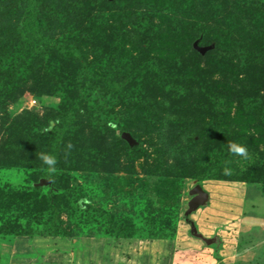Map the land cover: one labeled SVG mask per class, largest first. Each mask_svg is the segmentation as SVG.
Returning <instances> with one entry per match:
<instances>
[{
	"label": "rangeland",
	"instance_id": "rangeland-1",
	"mask_svg": "<svg viewBox=\"0 0 264 264\" xmlns=\"http://www.w3.org/2000/svg\"><path fill=\"white\" fill-rule=\"evenodd\" d=\"M22 5L0 0V264H264V0H38L43 32L81 50L102 80L119 87L151 63L191 78L140 76L120 90L36 56ZM67 125L75 161L115 159L107 171H58L67 191L33 182L47 166L25 158L42 144L65 161L48 144ZM230 142L246 144L248 159ZM13 153L18 163H4ZM214 170L217 180H199ZM34 188L41 193L23 198ZM50 194L63 226L81 223L75 204L99 216L76 236H46L49 211L36 204ZM124 218L134 237H109Z\"/></svg>",
	"mask_w": 264,
	"mask_h": 264
},
{
	"label": "trees",
	"instance_id": "trees-1",
	"mask_svg": "<svg viewBox=\"0 0 264 264\" xmlns=\"http://www.w3.org/2000/svg\"><path fill=\"white\" fill-rule=\"evenodd\" d=\"M23 4V5H22ZM21 5L24 6L25 9V31L29 35V39L32 41V45L37 48L38 52L36 56L43 57V55H48L50 58H57L60 59L62 62H67L65 65L71 64L72 66H75L77 69V72L79 75L83 77V82L88 83L93 80L95 82L101 80V83L104 84L107 88L112 89V90H120L123 87H126L130 85L135 79H137L140 76H155L157 80H159L161 83L165 84L168 81L171 84H180V83H189L191 78L185 76V75H172V74H167L163 72L162 68L155 64L151 63L148 64L142 68H137L131 73V75L123 79L122 82L119 84V87L117 86V83L114 80H111L109 78H106L105 80H102L99 76H96L95 73L90 70L89 65L86 63L85 56L82 54V51L74 48V47H66L63 46L55 41H53L51 38H49L43 30L39 26V21H38V0H21ZM26 48V47H25ZM23 74L18 75L16 79L20 78ZM60 79V78H59ZM15 80V79H14ZM91 80V81H90ZM6 88L10 89L12 92L13 90L16 89L15 85L11 82L12 80H8ZM55 81V80H54ZM167 82V83H168ZM60 87L61 88H66L67 86L64 84L65 80L60 79ZM11 96V94H8ZM67 105V106H66ZM70 103H64V106L71 107ZM74 106V105H73ZM80 105H76L75 108H79ZM214 108H216L215 104L213 105ZM72 108V107H71ZM60 121L65 122L66 118H61ZM57 122H55L56 124ZM35 124V123H34ZM57 127V126H56ZM66 129L63 131V128L59 130L60 133L54 132V136L52 137V140H50V143L48 144V149L50 150L49 152H58L59 156H66L65 161L63 159H57V172L59 171H69L71 168L72 170L76 169H86V170H95L96 168H100L103 171H107L108 165L111 164L115 159V155L112 156L110 159L111 154H102V152H95L93 153L91 159H86L82 160V158L78 161H75L73 158L74 155H70L68 151V147L71 144H75L76 140L75 138L76 135L71 133V127L68 125L65 126ZM64 127V128H65ZM10 127L6 128L9 129ZM62 131V132H61ZM7 132L10 134V130H7ZM63 133L62 135H60ZM28 135V133L26 134ZM43 137V135H42ZM60 139V141H58ZM62 139V140H61ZM19 143H22L23 145L20 146V156L21 159H24L28 152H27V142L24 139H21ZM31 149V148H30ZM135 149V148H134ZM24 150V151H23ZM24 152V153H23ZM31 152V151H30ZM41 152H44L42 144L37 147V149L33 152L30 153V157L25 158L26 161L29 160L30 167L34 166L37 168L36 164H42L43 162L39 160V154ZM62 155H60V153ZM86 151H84L85 154ZM18 153H13L12 159L5 158L4 157V163L7 161L9 164L10 163H18V161H15V158L20 157L17 155ZM132 154V152H130ZM26 155V156H25ZM38 156V157H36ZM76 156V155H75ZM83 156V155H82ZM77 157V156H76ZM30 158V159H29ZM78 159V157L76 158ZM117 160V158H116ZM44 165V164H43ZM47 169V168H46ZM57 172L54 174V176H49L48 173L45 172H40L38 176L33 180V182H36L38 179H44L47 180L51 183V185L54 188H58L62 191H67L68 188L66 185H62L60 181L66 179L65 176L59 177L57 175ZM38 174V173H37ZM216 176V171H210L201 176L199 178L200 181H213L217 180ZM38 191L37 194L41 193V188H34L32 190H29V192L24 194L23 198H28L31 199V196L34 195V191ZM30 196V197H29ZM36 198V197H35ZM58 199L59 196L55 194H50V197H46L45 195H41L40 201L38 202V208L40 207V212L42 214L43 210L49 211L48 213V224L45 225L44 227V232H40L46 236L49 237H72L78 235L76 232V229H80L83 224H86V221L92 220L95 217L99 216L98 211L89 208H85L82 211L79 210V207L75 204V208L73 209V212L76 213V215L84 213L83 218L79 219L81 223H78L77 225L74 226H68L65 225L63 226L62 221H60L59 213L61 212V208L58 207ZM37 208V209H38ZM39 210V209H38ZM80 211V212H79ZM81 217V216H80ZM88 219V220H87ZM125 220L121 223H118V225H114L111 228L108 227L105 229V233L109 237H118V238H125V239H130L134 237L135 229L133 225V221L130 218H124ZM124 225V226H121Z\"/></svg>",
	"mask_w": 264,
	"mask_h": 264
},
{
	"label": "clouds",
	"instance_id": "clouds-1",
	"mask_svg": "<svg viewBox=\"0 0 264 264\" xmlns=\"http://www.w3.org/2000/svg\"><path fill=\"white\" fill-rule=\"evenodd\" d=\"M113 128L116 127L115 124L111 125ZM71 147V145H69ZM228 150L229 152L236 157L243 158L245 160L249 157L248 147L246 144L239 143V142H230L228 144ZM39 159L43 162L44 165L47 166V173L48 175L54 176V174L57 172V157L54 154H50L47 152H41L39 154ZM225 175H231L232 170L230 168L224 169Z\"/></svg>",
	"mask_w": 264,
	"mask_h": 264
},
{
	"label": "water",
	"instance_id": "water-1",
	"mask_svg": "<svg viewBox=\"0 0 264 264\" xmlns=\"http://www.w3.org/2000/svg\"><path fill=\"white\" fill-rule=\"evenodd\" d=\"M202 52V50H200V53ZM122 137L128 141V142H132L131 137L128 134H123ZM197 192L200 194V198H203V191L201 190V188L199 186H197Z\"/></svg>",
	"mask_w": 264,
	"mask_h": 264
}]
</instances>
